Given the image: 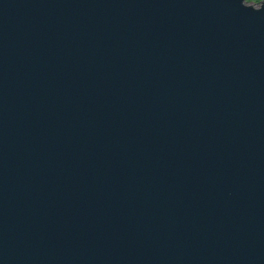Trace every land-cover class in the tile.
<instances>
[{
    "label": "water",
    "instance_id": "95a60500",
    "mask_svg": "<svg viewBox=\"0 0 264 264\" xmlns=\"http://www.w3.org/2000/svg\"><path fill=\"white\" fill-rule=\"evenodd\" d=\"M0 264H264V0H0Z\"/></svg>",
    "mask_w": 264,
    "mask_h": 264
},
{
    "label": "rangeland",
    "instance_id": "374dc122",
    "mask_svg": "<svg viewBox=\"0 0 264 264\" xmlns=\"http://www.w3.org/2000/svg\"><path fill=\"white\" fill-rule=\"evenodd\" d=\"M260 2H261V1L257 2L256 0H253V1H248V0H247V3H248V4H252V5L255 6V7H258L259 4H260Z\"/></svg>",
    "mask_w": 264,
    "mask_h": 264
},
{
    "label": "trees",
    "instance_id": "16d2710c",
    "mask_svg": "<svg viewBox=\"0 0 264 264\" xmlns=\"http://www.w3.org/2000/svg\"><path fill=\"white\" fill-rule=\"evenodd\" d=\"M248 1H253V0H248ZM257 2L261 1V0H256Z\"/></svg>",
    "mask_w": 264,
    "mask_h": 264
}]
</instances>
